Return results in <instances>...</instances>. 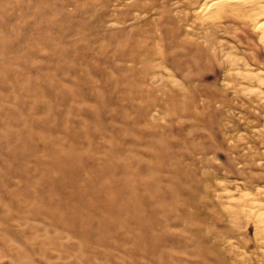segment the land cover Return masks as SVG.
I'll use <instances>...</instances> for the list:
<instances>
[{"label":"rangeland","instance_id":"rangeland-1","mask_svg":"<svg viewBox=\"0 0 264 264\" xmlns=\"http://www.w3.org/2000/svg\"><path fill=\"white\" fill-rule=\"evenodd\" d=\"M191 1L0 0V264H264V47Z\"/></svg>","mask_w":264,"mask_h":264},{"label":"bare ground","instance_id":"bare-ground-1","mask_svg":"<svg viewBox=\"0 0 264 264\" xmlns=\"http://www.w3.org/2000/svg\"><path fill=\"white\" fill-rule=\"evenodd\" d=\"M186 8L192 9V16L194 19L199 18V19H203V21L204 19H210V18L211 20L219 19L223 17L224 14H228L231 16L236 15V17L237 16L242 17L244 19L242 24L246 26L249 25V27L256 33L259 44L264 47V0H192L186 5ZM212 25L215 26V24L213 23ZM229 59H226V62H225V64L226 63L228 64V67H229L228 71L230 69L235 70V72H237L236 77L242 79V81H246L249 85H252L253 82L256 83L257 81L259 84L256 83L255 85L258 84L257 86L259 85L262 86L264 81L260 82L261 81L260 72H258L260 74L259 75L258 73L252 72L250 70V69H254L255 68L254 66L253 68L252 65H250V63L246 62L245 60H242L241 58H239V60L241 59L242 61H238L237 60L238 58L235 60V58H232V57ZM223 62H224V59H223ZM262 80H263V77H262ZM258 88L254 89L256 91L254 90L253 91L257 92L256 95L258 99H263L264 94L262 95L261 89H258ZM253 91L250 90V92H253ZM55 166L59 170H61L59 174L60 175L59 178L61 179L62 182L64 181L73 182L75 180L74 178L77 177L76 175L77 174L78 176L80 175L79 173L73 174L74 173L73 170L70 171V166H75V165L69 164V162H67V164L57 163V165ZM74 168H76V166ZM80 179H82V177ZM91 186H93L91 187V191L86 194L83 191V189H81L78 185L74 186L75 195L77 196L76 201L80 205L83 204L84 199L86 200V198H88V199H94L93 201H91V204L93 203L94 206L89 205L88 209H84V207L83 208L77 207L76 206L77 204L76 205L72 204V206L68 204L67 206L68 208L70 206L71 213L77 214L78 216L80 215L83 216V214H86V213L90 214L89 208L93 210L98 209L100 212H105V213L106 211L109 213H112V212L119 213L118 211L119 207L116 206L115 201L113 199L108 198L109 192L107 188H104L103 186H97L95 185V183H93V185ZM258 218H261L260 212L256 214V219Z\"/></svg>","mask_w":264,"mask_h":264}]
</instances>
